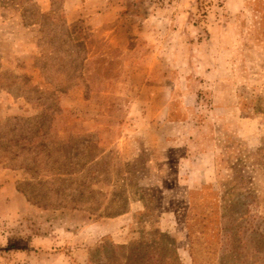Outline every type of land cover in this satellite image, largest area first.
Instances as JSON below:
<instances>
[{
  "label": "rangeland",
  "instance_id": "1",
  "mask_svg": "<svg viewBox=\"0 0 264 264\" xmlns=\"http://www.w3.org/2000/svg\"><path fill=\"white\" fill-rule=\"evenodd\" d=\"M1 132L0 264H264V0H0Z\"/></svg>",
  "mask_w": 264,
  "mask_h": 264
},
{
  "label": "trees",
  "instance_id": "2",
  "mask_svg": "<svg viewBox=\"0 0 264 264\" xmlns=\"http://www.w3.org/2000/svg\"><path fill=\"white\" fill-rule=\"evenodd\" d=\"M256 101L259 102L260 100L258 99ZM36 106H38V104ZM255 110L259 111L261 109L260 107H256ZM18 120L19 119H16V121ZM25 139L26 140L28 139L27 136H25ZM1 140L4 141L2 132L0 133V144L2 142ZM29 140L31 142L33 138ZM5 143L9 145H5V146L0 145V159L2 158L8 159L10 163L7 166L9 168H15L16 166L12 164L11 161L12 160L14 161V159H16L17 157H20L21 151H25L27 149V144H24L23 146L20 147L18 146V140H15L14 138L5 140ZM15 147H16V150L14 149ZM37 147L41 148L42 144H39ZM37 147H34V149L39 150V148ZM38 150L36 151L37 153L35 154V156L41 153V149L39 152ZM173 246H174L173 241L169 239L168 236H165L164 238L161 239L160 245L152 248V250H150L149 252H146L145 256L144 254L143 256H140L139 258H142L143 260L139 259V261L141 262V264H174ZM97 247H98V252L101 253V252L107 251L110 246L108 244L102 243V244H99ZM249 254L251 255L254 254L255 257H259L262 255L264 256V242L258 241L252 253L249 251L248 247H245V253H244L243 258L245 260L253 258V256H248ZM175 260H176V264H179L178 259L176 258Z\"/></svg>",
  "mask_w": 264,
  "mask_h": 264
},
{
  "label": "crops",
  "instance_id": "3",
  "mask_svg": "<svg viewBox=\"0 0 264 264\" xmlns=\"http://www.w3.org/2000/svg\"><path fill=\"white\" fill-rule=\"evenodd\" d=\"M179 105L181 106V101H179ZM10 186H12L13 187V189H14V186H13V184L12 183H8V185L6 186L9 190H10ZM1 190V192L3 191V188H1L0 189Z\"/></svg>",
  "mask_w": 264,
  "mask_h": 264
}]
</instances>
